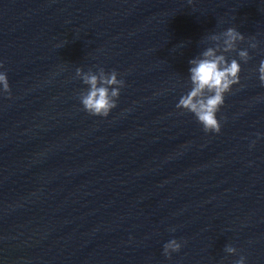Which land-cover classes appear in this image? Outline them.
Listing matches in <instances>:
<instances>
[{
    "label": "water",
    "instance_id": "water-1",
    "mask_svg": "<svg viewBox=\"0 0 264 264\" xmlns=\"http://www.w3.org/2000/svg\"><path fill=\"white\" fill-rule=\"evenodd\" d=\"M229 26L257 48L205 133L175 104ZM260 59L264 0H0V264H264ZM77 67L125 81L106 117Z\"/></svg>",
    "mask_w": 264,
    "mask_h": 264
},
{
    "label": "clouds",
    "instance_id": "clouds-1",
    "mask_svg": "<svg viewBox=\"0 0 264 264\" xmlns=\"http://www.w3.org/2000/svg\"><path fill=\"white\" fill-rule=\"evenodd\" d=\"M208 39L211 43L187 61L188 86L179 96L175 107L191 113L205 133H219L221 124L218 113L225 103V96L232 91L234 85L239 84L241 62H248L249 48L256 49L257 42L250 37L247 47H239L246 38L234 26L212 32ZM253 70L257 73L260 85L264 87V59H260ZM75 75L84 85V90L77 96L83 110L93 116L106 117L116 107L120 90L125 86V81L118 78L120 74L114 69L107 73L103 70L97 73L85 72L77 67ZM6 94L10 95V84L7 72L0 64V96ZM259 135L258 133L257 136ZM254 143L255 141L252 142ZM169 230L175 231V228ZM181 247L180 240L171 238L163 244L162 253L170 258ZM224 252L233 255L237 253V249L225 245ZM234 264H246V257L240 255Z\"/></svg>",
    "mask_w": 264,
    "mask_h": 264
}]
</instances>
